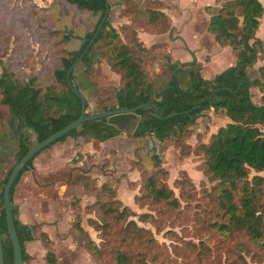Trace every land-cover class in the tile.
<instances>
[{
	"label": "trees",
	"instance_id": "1",
	"mask_svg": "<svg viewBox=\"0 0 264 264\" xmlns=\"http://www.w3.org/2000/svg\"><path fill=\"white\" fill-rule=\"evenodd\" d=\"M60 2L74 7L84 17L87 31L85 37L81 38L80 47L74 50L63 46L73 37L72 30L53 29L49 32L52 41L56 39L51 80L40 84V71L37 75L25 78V74L17 70L12 61L1 63L0 107L5 109V114L13 113L24 131L14 154L15 162L30 145L80 115L81 99L71 88V85L77 88L74 67L82 61L85 74L89 77L94 63L101 58H108L111 67L120 75V86L104 97H99L95 88L92 93L95 110L87 111V99L85 113L149 104L132 112L84 121L46 147L63 141L67 136H80L90 141L93 149L97 150L101 142L127 131L131 125L129 136L142 138L152 135L160 142L174 139L180 152L187 154L190 146L181 145L177 140L179 136L188 132L202 111L209 108L223 110L229 120L196 149L203 157L202 172L213 184L210 189L202 190V214L196 212L194 219L203 222L200 225L202 231L219 230L230 237L241 235L245 238L243 243L237 242L235 246L226 248L224 264H248L245 255L249 256L252 263L264 264V42L256 36L264 12L261 0H214V5L207 4L205 8L209 17L205 29L218 45L231 46L235 53L234 63L206 78L200 73L199 62L177 67L178 63L172 62L170 56L164 54L165 65L170 70V76L165 80L147 79L142 59L149 48L141 44L131 26H123L120 35L109 21L108 0ZM106 2L109 11L103 18ZM28 12L53 25L51 17H44V7H29ZM163 14L157 10L152 16L155 18ZM91 15H98L95 23H92ZM86 46V51L81 55ZM79 56L81 58L76 62ZM258 56L263 58V62L258 65V76L250 77L247 67ZM45 67L43 63L41 69ZM252 87L263 92L259 103L252 100ZM153 103L160 116L173 111L177 113L169 117H157ZM28 129L35 134V142L30 141ZM40 151L22 167L10 188L11 209L22 247L23 264H27L30 258L24 243L34 238L33 226L17 218L18 207L13 201V193L21 175L33 168V158ZM152 160L155 168L151 172L141 168L140 188L134 195L139 207H147V210L140 212L128 205H115L110 197L114 193L112 187L105 184L98 186L95 178L85 171L78 174L77 179L84 190L95 195V200L85 206L88 212L93 213L87 217V223L99 232L101 242L96 243L79 222H75L74 226L83 235L86 249L97 261L112 264H175L167 246L158 241L149 227L137 224L131 217L153 223L157 231L167 225H181L189 220L188 213L192 210L190 203L196 196L195 188L191 178L183 172L176 180L179 186L177 196L167 183L168 171L161 166L160 156L153 154ZM12 166L0 179L3 264H13V248L2 198L3 186ZM181 200L184 201L183 206ZM72 205H75V201ZM165 233L170 238H180L172 228ZM41 239L49 246L50 239L45 232L41 234ZM250 246H256L258 250H251ZM206 248V244L201 241L196 244L192 240L182 239V244H172L173 253L179 256L191 252L201 258ZM46 262L56 264L50 249L46 251Z\"/></svg>",
	"mask_w": 264,
	"mask_h": 264
},
{
	"label": "rangeland",
	"instance_id": "2",
	"mask_svg": "<svg viewBox=\"0 0 264 264\" xmlns=\"http://www.w3.org/2000/svg\"><path fill=\"white\" fill-rule=\"evenodd\" d=\"M110 4L109 21L122 36V27L131 26L138 40L147 53L142 64L149 80H165L170 76V70L165 65L164 54L170 56L172 62L191 60L189 50H193L196 61L201 64L200 73L209 78L224 67L234 63L235 53L218 45L213 36L205 29L209 17L207 4L214 5V0H108ZM264 3V0H261ZM44 7V17L49 16L53 25L45 19L29 14V7ZM34 5V6H32ZM161 10L164 14L152 16L153 12ZM35 12V11H34ZM151 13V17H150ZM43 17V18H44ZM84 17L76 12L74 7L60 0H0V72L1 63L12 61L17 70L29 78L39 73L38 83L45 84L51 80L52 65L55 63V41L49 32L53 29L72 30L76 38L63 46L68 50L78 49L81 37L86 33ZM92 23L98 15H91ZM259 36L264 38V12L261 17ZM264 42V40H263ZM188 46V49L185 47ZM222 47V49L220 47ZM231 50V51H229ZM194 62V63H195ZM263 58L247 67L251 76L257 74L258 65ZM46 67L41 69L42 64ZM89 78L95 82L99 97L112 94L120 86V75L110 65L108 58H101L93 65ZM89 107L87 111L95 110V100L91 90L84 91ZM5 109L0 107V117H5ZM223 110L212 108L202 111L201 115L190 125L186 134L177 140L181 145L188 144L187 154L180 152V147L174 139L160 142L152 135L134 138L127 131L100 143L97 150L92 143L80 136H67L42 149L33 158V168L25 171L13 193V201L18 207L17 218L32 227L34 238L25 241V249L30 255L27 264H49L46 262V251H53L56 264H112L107 261H97L86 249L83 235L74 226L79 222L96 243L102 238L98 231L87 223V217L93 215L86 210V205L95 200V195L87 193L79 180L82 171L95 178L96 184L112 187L111 201L116 204L128 205L140 212L147 207H139L134 201V195L140 188V170L144 168L151 172L155 166L153 154H158L161 166L167 169V183L174 193L179 195L177 179L184 173L190 178L195 188V198L191 200L192 210L188 213V221L176 226L167 225L157 231L151 222H141L132 216L137 224L149 227L159 242L164 243L169 256L175 264H224L227 247H233L237 242L243 243L244 237H233L219 230H200L201 220L194 215L202 214L204 197L202 190L210 189L213 182L202 172L203 157L197 146L207 142L219 126L228 121ZM31 142L36 141L35 134L28 129ZM89 142V143H88ZM92 148V149H91ZM93 150V151H92ZM5 165L0 169V179L15 162V157L5 155ZM75 201V205H72ZM182 206L184 201L181 200ZM203 227V226H202ZM174 229L180 238H170L165 231ZM204 228V227H203ZM45 232L50 239L49 246L41 239ZM183 240L199 241L207 248L201 258L194 253L185 256L175 255L172 244H182ZM251 250L256 246L249 247ZM248 264L252 263L245 255ZM262 264V263H261Z\"/></svg>",
	"mask_w": 264,
	"mask_h": 264
},
{
	"label": "water",
	"instance_id": "3",
	"mask_svg": "<svg viewBox=\"0 0 264 264\" xmlns=\"http://www.w3.org/2000/svg\"><path fill=\"white\" fill-rule=\"evenodd\" d=\"M109 11V5L108 2H106V10L103 18L108 14ZM101 23H99L96 31L98 30L99 26ZM93 38L90 39L89 43L92 41ZM74 40V38L70 39L69 41ZM89 45V44H88ZM185 47L188 49V46ZM87 46L83 49V52L81 55L86 51ZM190 55H191V60H186V61H180L177 64V67L182 66V65H191L196 61V55L193 50H189ZM81 56H79L76 59V62L79 61ZM257 58H254L251 64H254L256 62ZM71 71V68L67 71V77H69V73ZM73 73L75 74L76 77V84L77 88H75L73 85H71L72 90L80 97L81 99V112L80 115L67 123L66 125L62 126L61 128L57 129L56 131L50 133L47 135L45 138L36 141L34 144L30 145L27 149V151L14 163V165L11 168V171L9 172L4 186H3V192H2V198H3V204H4V211H5V218H6V224H7V231L11 239L12 243V248H13V264H23V258H22V247L19 241V237L16 231L15 223H14V215L12 213L11 209V200H10V188L13 183V181L16 179L18 173L22 169V167L27 163L29 159H31L34 154L44 147H46L48 144L51 142L55 141L62 135L66 134L69 132L71 129L79 126L82 122L90 120V119H95L99 117H104V116H111L114 114H119V113H128L137 110L138 108L148 105L149 103H143V104H137L135 106H130V107H115V108H110L107 110H103L100 112H94V113H85V103L87 100V96L85 94V90H91L92 92L95 89V82L86 76L85 74V64L80 61L76 67L73 69ZM209 102H210V97H209ZM155 110V114L157 117H169L171 115L176 114V111H173L167 115L160 116L157 113V107L156 104H152ZM7 138V137H6ZM10 144L7 141H3V146H2V151L0 152V169L5 165V162L3 160V157L6 154V150L10 148ZM0 264H3V251H2V239H1V230H0Z\"/></svg>",
	"mask_w": 264,
	"mask_h": 264
},
{
	"label": "flooded vegetation",
	"instance_id": "4",
	"mask_svg": "<svg viewBox=\"0 0 264 264\" xmlns=\"http://www.w3.org/2000/svg\"><path fill=\"white\" fill-rule=\"evenodd\" d=\"M84 37H85V33L81 38ZM72 38H76L75 33H73ZM23 132L24 131L22 130V127L19 125L18 118L13 113H8L5 117H0V152L3 149L2 148L3 141L5 140L11 146L6 150L7 152L5 155L14 156V154L17 152L19 148L20 137H21V133Z\"/></svg>",
	"mask_w": 264,
	"mask_h": 264
},
{
	"label": "crops",
	"instance_id": "5",
	"mask_svg": "<svg viewBox=\"0 0 264 264\" xmlns=\"http://www.w3.org/2000/svg\"><path fill=\"white\" fill-rule=\"evenodd\" d=\"M263 6H264V3H263ZM260 27H262L261 26V23L259 24V27H258V29H257V31H256V36L257 37H259L260 39H262V40H264V38H261L260 36H259V28ZM220 47V46H219ZM221 49H222V47H220ZM224 48L225 49H229L228 48V46H224ZM229 51H231V50H229ZM232 59H235L234 58V56H232ZM257 60H258V58H257ZM256 60V61H257ZM233 64V63H232ZM231 65V64H230ZM229 66V65H228ZM227 67V66H226ZM225 68V67H224ZM222 70V69H221ZM219 72V71H218ZM214 75V74H213ZM213 75H211V77L213 76ZM248 75L250 76V77H256V76H258V71H257V74L256 75H254V76H251L250 74H249V72H248ZM251 93H252V100L254 101V102H256V103H259L260 101H261V95H262V91L261 90H259L258 88H255V87H252L251 88ZM104 142V141H103ZM103 142H101V143H103ZM89 143V142H88ZM91 147H92V145H91ZM92 149V148H91ZM93 151V150H92Z\"/></svg>",
	"mask_w": 264,
	"mask_h": 264
}]
</instances>
